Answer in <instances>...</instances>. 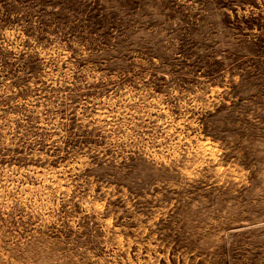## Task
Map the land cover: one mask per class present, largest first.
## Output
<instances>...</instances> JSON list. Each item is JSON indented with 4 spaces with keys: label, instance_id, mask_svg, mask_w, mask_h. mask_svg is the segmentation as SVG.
I'll list each match as a JSON object with an SVG mask.
<instances>
[{
    "label": "rangeland",
    "instance_id": "1",
    "mask_svg": "<svg viewBox=\"0 0 264 264\" xmlns=\"http://www.w3.org/2000/svg\"><path fill=\"white\" fill-rule=\"evenodd\" d=\"M0 264H264V0H0Z\"/></svg>",
    "mask_w": 264,
    "mask_h": 264
}]
</instances>
